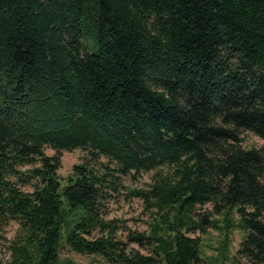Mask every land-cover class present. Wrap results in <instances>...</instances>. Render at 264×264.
<instances>
[{"label":"trees","instance_id":"16d2710c","mask_svg":"<svg viewBox=\"0 0 264 264\" xmlns=\"http://www.w3.org/2000/svg\"><path fill=\"white\" fill-rule=\"evenodd\" d=\"M244 132L264 139V0H0V240L19 227L7 264H61L65 245L203 264L192 234L233 210L238 253L264 264V145L243 147ZM141 172L149 188L124 186ZM122 189L154 209L151 234L127 238L151 254L105 218Z\"/></svg>","mask_w":264,"mask_h":264},{"label":"rangeland","instance_id":"374dc122","mask_svg":"<svg viewBox=\"0 0 264 264\" xmlns=\"http://www.w3.org/2000/svg\"><path fill=\"white\" fill-rule=\"evenodd\" d=\"M264 145V139L252 132H244L242 146L245 148L260 147ZM47 154H54L51 148L46 149ZM86 152L81 149L62 152V166L59 175L64 182L73 171V166L84 160ZM153 172L127 173L122 175L124 186L130 189H147L153 181ZM127 189L120 193H114L109 200L106 220H119L120 228L117 231L119 240L128 243L129 249H138L141 253L151 254L148 249L140 247L137 243L128 242L130 232H145L151 234L157 223L154 209L147 207L145 200L140 196L131 195ZM211 204L197 207L196 218H200L206 211L211 210ZM210 225L205 233L197 231L192 236L200 237V251L203 264H253L248 258L238 253L243 238L248 231L240 223L238 213L225 211L221 214H214ZM18 224L11 222L4 233L7 239L0 240V264H7L10 258L8 250L9 240L14 238L18 231ZM98 233V232H96ZM61 264H115L99 254H81L65 245L60 254Z\"/></svg>","mask_w":264,"mask_h":264}]
</instances>
